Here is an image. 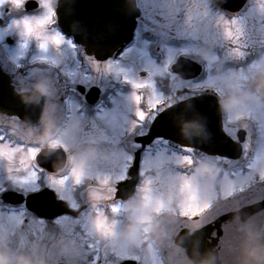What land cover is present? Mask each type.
<instances>
[{
  "label": "flooded vegetation",
  "instance_id": "1",
  "mask_svg": "<svg viewBox=\"0 0 264 264\" xmlns=\"http://www.w3.org/2000/svg\"><path fill=\"white\" fill-rule=\"evenodd\" d=\"M59 1L52 0L55 22L48 23L42 31L48 36L59 31L64 39L59 43L49 39L53 56L46 57L37 54L35 47L40 39L35 34H26L24 23L25 17L43 16L46 9L39 6L38 0H27L25 6L15 0H0V64L17 91L34 94L35 102L42 103L41 114L33 122L0 113V134L3 135L0 145L16 149L13 159L0 156V213H23L22 224H27L29 219L44 223L50 236L52 257L57 255L58 238L62 236L56 220L72 215L47 218L27 212L25 201L32 193L54 192L71 209L82 208L76 217L101 214L123 220L127 227L136 219L140 247L137 255L115 256L104 250V242L98 243L103 239L91 236L83 239L81 228L84 226L74 225L66 232V244L80 243L77 255L80 259H73L71 255L72 260L59 259L54 264H96V259L98 264H141L139 259L145 257V246L156 251L162 264H196L187 248L196 242L216 251L219 264H246L251 259L248 250L258 251L264 246V242L258 243L256 239L264 235V219L251 220L258 213H264V209L246 220L241 218L239 210L264 197L220 212L211 203L201 213L193 211L180 217H154L148 211L149 220L134 214L130 205H136V200L144 198L153 186L150 166L142 165L144 155H153L160 147L177 151L185 148L170 146L168 141V145H163L165 141L161 138L145 145L137 140L168 106L189 96L213 94L221 105L227 134L238 139L239 131L247 129L248 137V126H254L253 121L240 116L237 123H232L230 108L224 107L221 101L234 96L230 88L237 90L244 86L250 88L248 93L264 108V96L255 88L258 79L264 76V0H129L135 21L131 38L114 46L108 54L103 47L78 43L74 34L62 31L57 16ZM229 29L234 34L232 37L228 35ZM130 70L131 79L120 77L122 72ZM195 72L198 73L191 76ZM149 73L157 74L153 77V87L135 82V79L148 78ZM246 74L255 77L254 82L247 80ZM195 84H205L206 88L190 87ZM152 88L159 95L147 101ZM123 106L130 108L127 127L123 131L107 129L109 113ZM12 121L19 129L8 124ZM240 122H247V126L242 127ZM75 136L81 138L79 145L67 140ZM242 146L243 153L244 142ZM32 149L39 151L33 155ZM192 151L197 161L219 169L247 171L252 166L258 173L264 170V160L254 161L253 152L237 163L239 159L233 161L227 157L215 162L211 160L213 155L197 149ZM99 152H103L100 157ZM138 153L139 164L133 178L130 171ZM203 155L211 159L205 161ZM76 159L87 165L82 166L83 170H89H85L82 180L74 174L78 173ZM96 170L98 175L93 174ZM7 192L23 195V199L14 197L22 202H5ZM73 201L81 204L73 207ZM113 205H119L117 211H113ZM172 218L174 226L169 223ZM163 229L171 230V234L162 235ZM180 234L181 244L176 241ZM241 237L253 238V242L241 246L237 244ZM238 249L245 251L240 258L236 255Z\"/></svg>",
  "mask_w": 264,
  "mask_h": 264
},
{
  "label": "rangeland",
  "instance_id": "2",
  "mask_svg": "<svg viewBox=\"0 0 264 264\" xmlns=\"http://www.w3.org/2000/svg\"><path fill=\"white\" fill-rule=\"evenodd\" d=\"M26 42L28 41L26 40ZM40 44L41 39L40 43L35 47L37 54L52 57L53 47L51 43L47 41L46 48H41ZM131 75L132 71L130 70L129 73L122 72L120 77L131 79ZM155 75L157 74L149 73L148 78L135 79V82L139 81L143 85L153 87V77ZM246 79L254 82L255 77L246 74ZM247 89L250 91L249 87L244 86L237 90L233 88L229 89L237 98L248 94L242 105L230 108V118H232H229L230 121L237 123L240 116L248 118L254 124L251 128L256 130L255 133H252L251 128L248 126V137L244 141V144H248V150L245 153L244 148L243 153L241 152L239 156L233 158V161L239 159L235 161L237 163L246 160V157L251 152H253L254 161L264 160V108L255 102L251 96V92L248 93ZM158 95L159 92L157 89L152 88L147 96V101L155 99ZM129 114V106L117 108L109 113L107 116V129L112 127L113 130L123 131L127 127V124H129ZM8 124L13 128L19 129V125L13 121ZM224 125L227 127L226 122H224ZM239 125L245 127L247 126V122H240ZM67 140L70 144L73 142L76 145H79L81 142V138L76 136ZM97 155L100 157L103 155V152H99ZM186 157L191 158L190 162L185 159ZM213 157L211 159L208 156H203L206 159L205 161L211 159L215 162H221L224 158V156L216 154H213ZM76 160L79 162L77 164V171L80 180H82L83 174L86 173L85 170H89L88 168L83 170L82 166L86 167L87 165H82L81 159ZM195 160V156L181 155L174 152L168 153L164 147H160L154 151L153 155H144L142 165L145 167V163H147L150 166L149 169L152 171L151 179H153V186L145 192V195H143L144 198L136 200L134 214L143 216L145 212L149 213L148 211H152L154 217L161 215L180 217L183 214H189L193 211L201 213L211 203L216 204L218 212H220L233 205L247 204L264 197V186L262 184L264 170L261 169L259 170L260 173H258V169L252 166L247 171L215 169L213 165L211 166ZM90 171L92 173V170ZM93 174L98 175V171L96 170ZM255 174L258 178L255 177ZM231 197L233 198L231 199ZM80 204L76 201L71 202L73 207L79 206ZM261 218L264 219V213L262 212L258 213L251 220L256 219L257 221L261 220ZM21 220L22 215L20 213H10L8 215L0 213V264H54L59 259L67 261L72 260V258L76 260L80 259V257H77L80 254V243L66 244V232L71 231L74 225L84 226L81 228L83 239H87L89 236L95 239H103L98 243L104 242V250L110 251L115 256L125 254L137 255V252H139L138 235L136 232H131L123 220L119 221L115 217H105V215L101 214L96 216L83 214L79 217L61 216L56 220L57 225L60 227L59 233L62 236L58 238L60 240L57 245V255L52 257L50 255V236H47L48 231L46 225L35 219H29L27 224H22ZM169 221L170 225H175V223H172L175 221L173 218ZM106 227H110L111 230L107 231ZM37 230L41 231L36 234ZM165 230L163 229L164 233L162 235L171 234L172 228L166 232ZM40 239L42 241L40 243L42 244L41 246L39 244ZM256 239L258 243L260 240L264 242V235ZM251 242H253V238L241 237L237 244L246 246L247 243L251 244ZM168 243L172 245L171 241ZM8 246L11 247L5 250L4 248ZM252 246L249 247L252 248ZM38 247H41V250ZM2 249L5 251H2ZM238 250L236 251V255L238 254L240 258V256L244 255L245 251ZM144 254L145 257L139 259L141 264H162L160 256L155 250L152 251L150 247L147 248L145 246Z\"/></svg>",
  "mask_w": 264,
  "mask_h": 264
},
{
  "label": "water",
  "instance_id": "3",
  "mask_svg": "<svg viewBox=\"0 0 264 264\" xmlns=\"http://www.w3.org/2000/svg\"><path fill=\"white\" fill-rule=\"evenodd\" d=\"M58 13L65 32H72L80 43L103 47L107 54L114 46L130 40L135 24L129 0H60ZM197 73H192L191 76ZM34 98H37L34 94L17 91L11 77L0 64V113L33 122L42 110V103L38 100L35 102ZM245 135V130H240L238 141L232 139L223 129L217 97L199 94L172 104L160 112L148 133L138 140L146 144L157 137H164L209 154L236 158L241 154ZM138 161L137 157L131 170L133 178H136ZM131 182L132 180L127 183ZM14 197L22 199V195L14 192L4 194L5 200L17 201ZM26 203L28 208L47 218L64 213L77 215L79 212L72 210L66 201L58 199L54 192L47 190L28 195ZM263 208L264 200L241 208L239 215L246 220ZM180 236L181 234L176 240L179 244ZM187 248L196 264H219L218 253L204 243L196 242Z\"/></svg>",
  "mask_w": 264,
  "mask_h": 264
},
{
  "label": "snow or ice",
  "instance_id": "4",
  "mask_svg": "<svg viewBox=\"0 0 264 264\" xmlns=\"http://www.w3.org/2000/svg\"><path fill=\"white\" fill-rule=\"evenodd\" d=\"M15 2H17L18 4H26L27 0H15ZM39 6H43L46 9V12L43 16H39V17H25L24 19V23L26 25V33L31 35V34H35V36L38 39H41V44L40 47L41 48H46L47 47V41L50 39L52 42L54 43H59L60 41H62L64 39V36L62 33H60L59 31H56L53 35L48 36L46 35V33L44 31H42V29L45 28V26L48 23H54L55 20L54 18L56 17V9L53 7L52 5V0H38ZM234 23H236L237 21H233ZM16 23H19V21H16ZM239 34V29L236 33V35ZM228 35L230 37H232L234 34L232 33V31L229 29L228 30ZM190 87L192 88H206L205 84H195V85H190ZM247 130V129H245ZM3 139V135L0 134V140ZM244 148H245V153L248 150V144L245 143L244 144ZM185 149L187 151H192V147L190 145H185ZM16 149L9 147H6L4 145H0V156H7L9 159H13L14 158V154H15ZM39 151V149H32L31 152L33 153V155L35 153H37ZM187 161L190 162V157H186L185 158ZM77 176V179H79V173H74ZM264 182V181H262ZM119 208V205H113V211H117ZM21 215H23V213H20ZM125 258H132V257H125ZM98 259H96V264H98Z\"/></svg>",
  "mask_w": 264,
  "mask_h": 264
},
{
  "label": "clouds",
  "instance_id": "5",
  "mask_svg": "<svg viewBox=\"0 0 264 264\" xmlns=\"http://www.w3.org/2000/svg\"><path fill=\"white\" fill-rule=\"evenodd\" d=\"M39 87H43L42 85H40ZM255 88L257 89V91L260 93L261 96H264V76H261L258 79V82L255 85ZM248 94H245L242 97H235V96H231V97H227L224 98L221 103L224 107L226 108H233L236 107L238 105H242L244 103V100L247 98ZM130 207H132L133 209L136 208L135 204L130 205ZM141 219L143 220H149L150 219V213L145 212L143 214V216L141 217ZM138 227L137 221L134 218L133 222L129 225V229L131 230V232H135L136 228ZM149 227H151V225H149ZM248 255L251 257V259H249L246 264H264V246L260 247V249L257 251L255 248L253 249H249L248 250Z\"/></svg>",
  "mask_w": 264,
  "mask_h": 264
}]
</instances>
